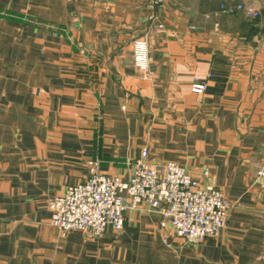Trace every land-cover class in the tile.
Instances as JSON below:
<instances>
[{"label": "crops", "instance_id": "0c3cea01", "mask_svg": "<svg viewBox=\"0 0 264 264\" xmlns=\"http://www.w3.org/2000/svg\"><path fill=\"white\" fill-rule=\"evenodd\" d=\"M177 2L0 0V264H264V31ZM143 150L208 171L234 204L218 237L188 245L145 205L96 239L51 226L47 200L89 163L126 181Z\"/></svg>", "mask_w": 264, "mask_h": 264}, {"label": "built area", "instance_id": "2783aa9c", "mask_svg": "<svg viewBox=\"0 0 264 264\" xmlns=\"http://www.w3.org/2000/svg\"><path fill=\"white\" fill-rule=\"evenodd\" d=\"M165 0H146L148 7L162 8ZM255 10L236 0L220 5L206 18L214 20L237 14L254 16ZM217 27V24H214ZM161 29V26L158 27ZM148 54L146 41L134 45L137 69L146 71ZM205 83L194 80L190 91L205 92ZM147 152L131 164V174L124 181L100 173L96 162L89 163L87 179L47 200L50 224L62 237L70 232H81L88 239L99 238L108 229L119 233L123 229L124 213L145 205L170 225L176 237L188 245H198L222 232L228 213L234 204L210 183L208 171L203 172L206 183L193 179L174 162L162 167L146 162ZM263 177L264 173L258 172Z\"/></svg>", "mask_w": 264, "mask_h": 264}, {"label": "rangeland", "instance_id": "374dc122", "mask_svg": "<svg viewBox=\"0 0 264 264\" xmlns=\"http://www.w3.org/2000/svg\"><path fill=\"white\" fill-rule=\"evenodd\" d=\"M175 1V0H174ZM179 1V0H176ZM184 3H179L178 2L176 4H173V6L177 9L179 7L185 8L187 9L188 12L193 13L194 17L196 14L199 15V17L197 16V18H203V17H208L211 13L216 12L218 6L220 5V3L229 1V0H182ZM237 2L243 3L246 6L252 7L255 10L254 16L251 18H246L247 20L241 18L239 21V24L244 25L245 27L253 28V27H257L259 29H261L262 31H264V0H236ZM166 3V0L164 2V4L162 5V7H164ZM215 9H213V8ZM205 8L203 11L200 12V9ZM208 11V9H210ZM208 11V12H207ZM203 12V13H202ZM226 16H222L220 17V20L217 21L219 23V26H221L222 21H224L225 26L227 27H234V22L230 21V19L228 18H232V17H226ZM196 18V17H195ZM208 20L205 21L206 25H214V20H209V18H207ZM250 20V21H249ZM161 26V25H159ZM159 29V28H158Z\"/></svg>", "mask_w": 264, "mask_h": 264}]
</instances>
